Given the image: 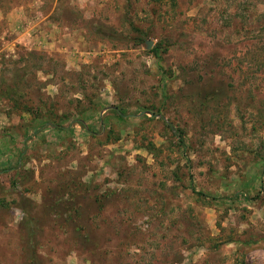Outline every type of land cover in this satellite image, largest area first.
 Segmentation results:
<instances>
[{
  "label": "rangeland",
  "instance_id": "rangeland-1",
  "mask_svg": "<svg viewBox=\"0 0 264 264\" xmlns=\"http://www.w3.org/2000/svg\"><path fill=\"white\" fill-rule=\"evenodd\" d=\"M0 264H264V0H0Z\"/></svg>",
  "mask_w": 264,
  "mask_h": 264
},
{
  "label": "water",
  "instance_id": "water-1",
  "mask_svg": "<svg viewBox=\"0 0 264 264\" xmlns=\"http://www.w3.org/2000/svg\"><path fill=\"white\" fill-rule=\"evenodd\" d=\"M150 46H151V43H150L149 41H147V42H146V47H147V49H149Z\"/></svg>",
  "mask_w": 264,
  "mask_h": 264
}]
</instances>
